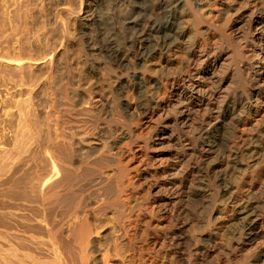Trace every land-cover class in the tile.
<instances>
[{
  "label": "bare ground",
  "instance_id": "1",
  "mask_svg": "<svg viewBox=\"0 0 264 264\" xmlns=\"http://www.w3.org/2000/svg\"><path fill=\"white\" fill-rule=\"evenodd\" d=\"M6 2L0 264H264V0Z\"/></svg>",
  "mask_w": 264,
  "mask_h": 264
},
{
  "label": "rangeland",
  "instance_id": "2",
  "mask_svg": "<svg viewBox=\"0 0 264 264\" xmlns=\"http://www.w3.org/2000/svg\"><path fill=\"white\" fill-rule=\"evenodd\" d=\"M15 1L16 0H7V2H6V5H7V8H9L8 10L11 12H9L10 13V15H13V12H14V10H15V6H16V3H15ZM19 2H24V0H18ZM53 3H52V2ZM72 1V2H71ZM26 2H30V0L29 1H25L24 2V4L26 3ZM35 2H37V3H35ZM75 2H77V0L75 1V0H31V3H26L27 5H29V12H28V14L29 15H34V16H39V14L41 13H39V9L40 8H42V10H43V13L44 14H47V18L49 19L48 20V22H47V27L50 29V27H52L53 26V24H54V21H55V17H54V11H55V9H53V8H56V6H63V7H66V5H67V7L69 8L70 6L72 7V6H74V3ZM9 3V4H8ZM58 3V4H57ZM14 4H15V6H14ZM57 4V5H56ZM32 5V6H31ZM49 5V6H48ZM54 5V6H53ZM24 6H26V5H24ZM48 6V7H47ZM23 7V6H22ZM21 7V8H22ZM28 7V6H27ZM27 7L26 8H22V10H20V11H24L25 9L28 11V9H27ZM31 7V8H30ZM35 7V8H34ZM44 8L46 9V10H44ZM49 8V9H48ZM34 9V10H33ZM48 10V11H47ZM13 11V12H12ZM40 11H41V9H40ZM26 12V11H25ZM30 12H32V13H34V14H32V13H30ZM37 12V13H36ZM51 13V15H49ZM9 15V14H8ZM51 20H52V22H51ZM49 23V24H48ZM50 25V26H49ZM19 26H21V25H19ZM18 26V27H19ZM22 28V27H21ZM6 32H9V30L8 31H6ZM16 36V37H15ZM14 37L15 38H17L19 35H15ZM1 38V37H0ZM1 40V39H0ZM15 40V39H14ZM32 41H33V39H32ZM32 44H34L32 47H34V49L36 48V44L35 43H32ZM0 81H1V77L3 78V70H4V66H1L2 64H1V61H4V59H3V57H2V55H0ZM2 59V60H1ZM57 59H58V56H57ZM36 60H38V59H36ZM36 60H31V61H29V65H27L28 66V68L30 67V69H31V67L33 68V69H39V67H40V64L41 63H39L38 61H36ZM3 68V69H2ZM4 73H5V71H4ZM2 75V76H1ZM2 82H0V97H2V96H4L5 95V93H6V91H5V87H3L2 85L3 84H1ZM3 92V93H2ZM35 92H36V94H37V96L39 97L40 96V90H35ZM2 94H4V95H2ZM38 97L35 99V101H36V105H38L37 107H38V109H39V112H41V113H43V109H42V106L41 105H39L40 104V100L38 101ZM2 112V111H1ZM1 112H0V114H1ZM1 126V125H0Z\"/></svg>",
  "mask_w": 264,
  "mask_h": 264
}]
</instances>
